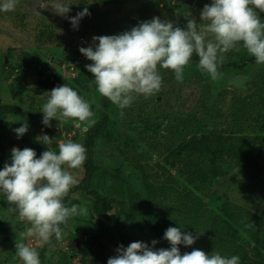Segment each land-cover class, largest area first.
Segmentation results:
<instances>
[{
	"label": "rangeland",
	"instance_id": "374dc122",
	"mask_svg": "<svg viewBox=\"0 0 264 264\" xmlns=\"http://www.w3.org/2000/svg\"><path fill=\"white\" fill-rule=\"evenodd\" d=\"M210 2L18 0L14 10L0 11V103L21 102L27 110V113L24 108L21 111L25 112L26 116L23 117L28 118V130L36 132L38 136L47 134L52 138L51 143L72 139L75 133L85 130L76 126L73 119L59 123L53 118L51 127L42 124L43 113L39 110L49 94H35L38 78L57 74L61 78L58 86L65 83L70 86L72 79L83 68V61H89L79 48L88 47L93 36L119 34L154 16L183 26L186 24L185 16L198 20L200 10ZM2 3L3 0H0ZM61 5H70L71 11L67 16H75L85 8L89 15L79 21L78 29H73L67 18L52 12ZM238 47L239 51L230 50L225 54V61L233 60L241 64L251 56L242 44ZM4 57L6 63H3ZM159 71L163 77L162 90L149 98L138 96L130 107L123 110L102 96L94 82L89 92H83L97 121H103V112L108 114L93 150L97 171L92 188L110 197L123 199L125 212H130L133 201L140 207L144 201L141 176L131 165L132 161L165 164L163 157L169 147L193 132L199 133L203 129L228 130L238 125L248 131L259 111L264 112V64L228 69L220 72L217 80H212L206 72L191 64L184 69L183 82H178L170 69L160 68ZM196 117L201 118L200 124L203 126L187 127L186 121ZM18 118L19 115L14 113L7 117L13 122ZM76 142L83 144L81 140ZM22 144L21 138L0 127V149L20 147ZM55 151L58 152V148ZM69 171L80 181L82 167ZM75 198L79 201L78 206L87 209V214L69 219L70 230L62 240L53 238L54 248L50 247L51 253L47 255L52 264H64V252L67 253V264H97L81 250L89 244L94 247L91 239L101 232L106 260L116 255L118 246L122 244L127 247L134 241L151 244L155 239L158 241L156 248L170 247L167 240L158 237L155 230L149 228L151 219L149 215L145 217L147 210L134 222H126L124 216L117 213L121 208V205H117L101 225L92 212V202L83 194H76ZM205 198L211 207L228 199L257 214L264 213V154L252 168H234L228 176L212 183ZM136 221L141 223L134 225ZM29 227L27 222L19 219L18 213L12 210L3 193H0V264H23L16 257V241L22 240L38 253L42 252L45 244L35 236L27 235ZM182 232L197 234L195 231ZM200 233L203 234L193 245H179L181 253L190 252L193 248L207 252L209 233Z\"/></svg>",
	"mask_w": 264,
	"mask_h": 264
},
{
	"label": "clouds",
	"instance_id": "9594fccd",
	"mask_svg": "<svg viewBox=\"0 0 264 264\" xmlns=\"http://www.w3.org/2000/svg\"><path fill=\"white\" fill-rule=\"evenodd\" d=\"M17 3L18 0H3L0 11H12ZM36 8L39 10V5ZM70 11V5L52 10L78 29L79 21L89 15L88 9L71 17L67 16ZM262 13L264 0H211L200 10L199 23L197 18L185 16L186 24L181 26L154 16L119 34L93 36L92 43L79 51L92 62L85 68L94 77L96 90L123 110L138 96L149 98L162 90L160 68L172 70L175 79L183 82L184 69L194 54L199 58L201 71L212 80L220 78L225 54L239 51L241 44L257 64H264ZM48 93L39 110L43 113V125L51 127L53 118L59 123L71 118L85 130L95 124L90 103L68 84L56 86ZM28 129L25 120L13 131L20 138ZM40 137L45 145L52 141L47 134ZM86 160V147L72 139L59 141L58 152L47 148L39 157L29 147L11 149V163H5L0 170V193L19 219L30 225L27 235L54 248L53 238L56 241L63 238L62 226L72 217L87 214V209L65 203L70 190L79 184L69 169L82 167ZM181 228L169 226L165 230L163 239L169 242L168 248H156L155 239L151 244L144 241L131 242L127 247L121 244L107 264H240L237 255L229 257L198 248L181 253L179 245L191 246L203 234L193 235ZM15 250L23 264H41L37 250L22 240L16 241Z\"/></svg>",
	"mask_w": 264,
	"mask_h": 264
},
{
	"label": "trees",
	"instance_id": "16d2710c",
	"mask_svg": "<svg viewBox=\"0 0 264 264\" xmlns=\"http://www.w3.org/2000/svg\"><path fill=\"white\" fill-rule=\"evenodd\" d=\"M261 19H264L263 14ZM6 62L4 57L3 63ZM86 62L92 63L90 60L83 61V68L72 79L70 87L87 101L83 92L91 90L94 77L85 68ZM190 64L199 67V58L195 54ZM248 64H257L254 56H250L241 64L227 60L219 71L223 72L231 68L242 69ZM60 80L57 74L38 78L34 87L35 94H49L48 91L58 86ZM23 108L21 102L0 103V127L9 134L17 136L13 130L28 119L23 117L26 116L25 112L21 111ZM25 111L27 113L26 109ZM12 113L19 115L15 122L7 119ZM107 115V112H103L101 114L103 121H97L94 113L95 124L83 132L75 133L72 137L75 142L78 140L83 142L87 149V160L82 166L83 172L79 184L73 187L65 198L66 204L78 205L79 201L75 195H85L92 202V212L101 225L117 205H121L117 213L124 216L126 222H134L137 216L147 210L145 217L149 215L151 219L149 228L155 230L156 235L162 239L169 226L183 227L181 231L206 232L209 233L207 252H219L229 257L237 255L240 257V264H264V213L257 214L246 206L228 199L221 200L211 207L205 198L209 194L211 184L228 176L232 169H250L261 160L264 154L263 111H259L255 116L248 131L243 129L242 125H238L228 130L203 129L199 133L193 132L178 144L169 147L163 157L165 164L132 161L131 165L141 176L144 201L141 207L133 201L130 212H125L123 199L110 197L92 188L97 171L93 150L108 118ZM236 118L238 119V116ZM200 123V117L186 121L187 127L191 128L202 127L203 124ZM42 135L44 134L38 136L36 132L28 130L20 137L23 144L19 148H32L36 151L37 157L47 148L55 151L58 142L45 145L40 137ZM11 149L12 147L0 149V170L5 163H11ZM140 223L136 221L134 225ZM62 227L64 238L70 228L69 224ZM101 236L102 232L94 235L91 241L95 246L91 247L89 244L81 252L97 264H107L105 244L101 242ZM50 253V246L45 244L42 252H39L41 264H52L47 257ZM64 255L62 262L67 264V253L64 252Z\"/></svg>",
	"mask_w": 264,
	"mask_h": 264
},
{
	"label": "water",
	"instance_id": "95a60500",
	"mask_svg": "<svg viewBox=\"0 0 264 264\" xmlns=\"http://www.w3.org/2000/svg\"><path fill=\"white\" fill-rule=\"evenodd\" d=\"M92 244H95V243H94V242H92V243H91V245H92Z\"/></svg>",
	"mask_w": 264,
	"mask_h": 264
}]
</instances>
